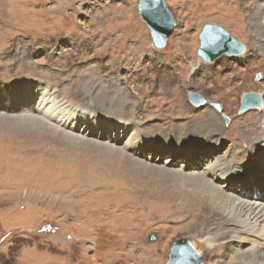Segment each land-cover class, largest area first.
<instances>
[{"label": "rangeland", "instance_id": "obj_1", "mask_svg": "<svg viewBox=\"0 0 264 264\" xmlns=\"http://www.w3.org/2000/svg\"><path fill=\"white\" fill-rule=\"evenodd\" d=\"M137 2L0 0V85H7H4L6 88L0 86V91L12 89L11 85L18 82L43 79L58 99L68 100V104L71 101L74 106L87 110H96L93 107L96 104L98 112L92 113L111 117L100 109L105 104L106 109L117 110L121 93L125 97L122 100L127 103L123 106L131 115L127 116L136 121V127L143 128L142 133L146 129L145 134L155 137L160 135V128H164L161 127V113L165 112L163 118L171 114L166 109L169 103L173 106L174 121H164L165 127L183 134L178 127L180 120L174 116L181 110L172 103L175 90L166 91L172 94L170 102L165 92H155V87L160 85L159 78H165L171 71L173 75L179 74L171 81L177 79L183 83L184 92L182 86L177 87L175 83L178 98L183 95L181 102L193 109L192 114L202 110L205 117L213 112L218 120V113L225 131L239 117L244 116V122L243 118L238 122L245 125L246 113L262 109L263 106L238 111L243 92H258L263 103L259 89L264 90V58L259 60L261 53L253 42L254 29L250 22L259 11V19L263 21L264 0H165L175 25L162 48L153 45L148 28L138 15ZM33 19L38 21L33 22ZM207 22L221 25L242 42L244 54L235 58L222 54L210 62L202 60L196 54L198 33ZM35 33L51 37L49 45L41 40L35 43ZM111 33L114 35L109 36ZM116 35L123 39L121 49ZM135 48L142 49L138 60L126 65V56L120 55L125 49L129 54L135 53L132 52ZM112 49L117 51L112 53ZM77 70L76 75L88 71L75 86L72 82L77 79L71 74ZM171 81L163 83L164 87L171 86ZM115 86L119 91L111 96L110 103L105 102L107 89L110 91ZM188 92L201 94L205 102L191 103ZM123 106L120 108L125 111ZM263 110L256 113L255 118L262 129ZM14 113L0 107V264H166L171 245L180 238L192 243L202 264H231L233 257L239 264L250 262L245 244L237 246L235 241H228L227 235H217L221 230L212 222H206L202 228L197 225L199 216L205 211L195 205L191 196L192 191H199L195 175L205 172L201 170L208 161L219 156L221 160L233 157L235 148L222 139L223 130L208 140L204 136L191 135L193 129L186 132L192 137L190 141L212 147L214 139H222L220 149H211L209 154L197 150L201 152L197 154V159H201L198 167L183 155L174 157L172 165L164 164L170 153L152 157L149 149L135 158L121 149L123 141L114 145L105 142L106 138L102 139L104 141L87 139L112 146L110 150L74 147L54 136L38 141L32 139L40 154L27 155L22 147L9 143L11 136L6 129L11 124L3 117ZM202 115L197 116L193 127L201 123L202 119H198ZM115 117L124 115L116 114ZM218 124L221 128L219 120ZM42 125L46 128L48 122ZM18 128L22 133L37 134L23 121ZM172 137L176 136L165 132L164 139L175 141ZM238 146L253 151L257 147L245 139ZM180 165L184 166L180 168ZM164 170L176 173L175 178L161 175L160 171ZM257 176L255 171L245 190L254 189ZM140 227L143 233L138 231L137 235L143 241L137 242L131 234ZM144 228L148 232H144ZM206 236L211 239L210 244H220L222 240L226 246L217 251L218 245L216 255L212 256L208 251L212 248L202 241Z\"/></svg>", "mask_w": 264, "mask_h": 264}, {"label": "bare ground", "instance_id": "obj_2", "mask_svg": "<svg viewBox=\"0 0 264 264\" xmlns=\"http://www.w3.org/2000/svg\"><path fill=\"white\" fill-rule=\"evenodd\" d=\"M259 18L260 11L251 19L250 27L254 29V32H252L253 42L255 43V46L260 49L261 59L259 60L263 61L264 19L263 21H260ZM34 21L38 20L33 19V22ZM122 33L124 32H121L120 34ZM112 35L114 34L111 33V35L109 36ZM34 36L36 37V39H34L35 43L39 42L38 40H41L45 45H49L52 40V38H49L48 36L40 37L37 33H35ZM118 36L119 35H116V39L120 43L118 45V48L121 49L124 46L123 39L120 40ZM107 43H110V41H108ZM114 51L117 50L112 49V53ZM141 51V48H135L132 51L135 53L129 54L125 49L123 55H120V57L126 56L127 60L125 63L126 65H130V62L138 60ZM185 66L187 71L188 65L186 61ZM172 68L177 71V68ZM36 70L37 69H35V71ZM114 70L116 69H113V71ZM181 70L185 72L184 69ZM87 71H83L78 75H76V73H78V70L76 72L73 71V74H71V76L75 75L77 80L72 82V84L76 86V82L80 80V77L86 76ZM103 71L104 70H102L101 73H103ZM38 73L40 74V72ZM25 74H27L26 71ZM175 74L173 75L171 71L165 78H159L160 85L155 87V92L166 93V91L175 90L172 103L176 107H179L181 110H179L178 114L174 116L179 118L180 121L178 122V127L180 129L179 131H182L183 134L179 133L178 131V133H176V131H174L171 127H169V129H166L165 127L164 121H168L169 123H172L174 121L172 113L173 106L170 103L166 109H169L171 114L168 117L163 118L165 112L161 113V127L164 128H160V135L158 137H155L145 134V131L148 130L145 129L142 133L143 128L136 127V121L130 118V112L127 111L124 107L127 103L126 100H122L124 95H122L121 93L119 94L121 96L119 98V103L121 102V104H119L117 110H114L113 108L106 109L105 104H103L102 106L104 107H101L102 109H100L104 111V113L106 112L111 114L112 117L95 115L92 112H98V107H96V104L93 105L96 110H87L83 107H76L73 105L75 103L72 104L71 101L70 104H68V100L64 101L63 99H58L57 96L54 95V91H51L48 86H45L47 81L43 79H33L28 82L15 83L14 85H11V87L13 88H10L8 91L4 89L0 91V107L5 112L10 111L16 113H14L13 115L7 114L8 116H6L5 114V117H3L6 120L8 119L9 123L11 124H9L10 126L6 129L8 130V133L10 132L9 135L11 136L10 140L12 142L9 143L18 147H22L21 149L26 150L27 155H37L40 154V150L33 144V141H38L47 136L58 137L61 141L71 143L74 147H106L110 150L112 146H107L104 143H99L95 140L87 139L92 138L104 141L102 139L106 138L107 140L105 142L114 145L123 141L124 145L121 149L130 153L132 157L142 155L148 149L150 150V155L152 157H156L154 156L155 154H157L158 156V154L169 152L170 158L166 159L164 164L169 163L170 165H172V163L174 162V157L176 158V156L178 157L183 155L184 157H189L191 163L193 162L194 166L198 167L199 161L201 159H197V154H201V152L197 150L204 151L207 154L209 151H211V149H220V145L223 144L222 139L227 140L228 145L235 148L232 159L221 160L219 158L221 156L215 159L213 158L214 161H208L209 163H206L207 165L202 168L201 171H205L204 173L195 175V178L198 180L199 191H192L191 196H193V201L194 203H196L195 205H198V207L202 208V210L205 211L199 216L197 225H200L202 228V226L206 224V222H212L221 230L217 235H227L229 237L228 241H235L237 246L245 244V251L250 257V262L248 264H264V128H260L255 121L258 112L264 109V90L259 89V91L262 93V105L260 107H254L261 108L263 106L262 109L246 113L245 117L248 119V121L245 125L243 124L244 116L239 117L234 125L229 130L225 131L222 121L220 120V115L216 111L215 112L218 115V120L222 125L221 128L219 127L216 114L213 116V112L212 114H210V116L207 115L205 117H203L202 115V110L201 112L198 111L197 114H192L193 109H190L188 106L181 102L183 95L180 94V97L178 98V88L175 89V83L177 87L182 86V91L184 92L182 85L183 83L179 82L177 79H175V81H171L172 77H175ZM176 75L179 76V74ZM25 77L29 76H24V78ZM170 81L172 82V85L164 87L163 83H169ZM4 85L5 83H2L0 86L2 88L5 86L7 87V85ZM118 91L119 90L116 86L110 89V91H108L107 89L105 94L107 99H104V101H109L110 103L111 96L114 97ZM227 91L229 92V94H231L229 90ZM167 95L170 96V102L172 94ZM175 98H177V102H174ZM121 105H124L123 107L126 113L125 111H122V108H120ZM184 110L190 112V114H186ZM116 114H123L124 117H115ZM199 114H201L203 117L198 119H202L201 123H196L197 127H193L194 120H197V116ZM241 118H243L242 123L241 121L238 122V120ZM20 121H23L25 125L30 126V128L34 129L36 133L40 135V137H38L37 134L22 133L20 131L21 129H19L21 126L18 128ZM44 121L48 122L46 128H44L42 125ZM56 126L59 129L64 130V132H58ZM155 128L157 130L158 126H155ZM137 129L138 132L136 131ZM192 129L193 131L191 135L204 136V138L207 140L210 139L212 135L216 133L219 134L220 129L224 131V135L222 139H219V137L214 139L216 140L215 146L212 147L211 145L195 143V140L190 141L192 137L189 138L186 135V132ZM140 131L141 133L139 134V137L136 134H138ZM166 131H170L176 136L175 138L172 137L175 139V141H173L172 139H164ZM72 133L77 135H74ZM178 135L184 136L178 139ZM184 137H186L187 139H184ZM32 139L34 140L32 141ZM242 139H245L251 144L256 145V149H254V151L252 148L239 149L238 143L242 141ZM27 141L31 142L28 143ZM30 145H33V148H31ZM201 148L208 149V151L202 150ZM241 162L243 163L241 164ZM183 166L184 165H180V168H182ZM255 171L258 172L259 177L257 176L258 178L254 180V189L248 192L244 189V187L246 185L250 186V183L247 182L254 178ZM160 173L161 175L169 178H175L176 176V173H171L170 171L166 170L160 171ZM257 190L259 191L258 194L254 196L253 193H257ZM237 193H240L241 196ZM169 224H171V222H169ZM167 229L170 230L169 227H166V230ZM169 230L167 232H169ZM138 231L143 233V229H141L140 227L139 230H135L134 233L131 234L132 238L137 242H139L138 240H142L139 239L137 235ZM144 232H148V230L144 228ZM202 239V241L206 243L208 247L212 248V250L208 248V251L212 256L216 255L217 252L215 251V249L218 245L219 246L217 251L223 249L224 246H226V242L222 241L221 239L220 244H217L216 242V244L213 245L212 243L210 244L211 239L209 237L206 236ZM157 257L158 260H161L162 258L161 255H158V253ZM232 260L235 262L233 263ZM232 260L229 263L239 264L238 261L235 260V257H233Z\"/></svg>", "mask_w": 264, "mask_h": 264}, {"label": "water", "instance_id": "obj_3", "mask_svg": "<svg viewBox=\"0 0 264 264\" xmlns=\"http://www.w3.org/2000/svg\"><path fill=\"white\" fill-rule=\"evenodd\" d=\"M137 11L148 28L153 45L157 48L164 47L175 25L174 17L165 0H138ZM198 42L196 54L206 62L213 61L222 54L238 57L245 52L244 44L216 23L207 22L202 25L198 33ZM257 77H259L258 74ZM188 99L195 105L205 102L202 95L196 92H188ZM213 105L217 109L220 108L217 103ZM261 105L262 101L258 92H243L238 111L243 112L248 108ZM225 119L227 120L226 116ZM261 123L264 125V119ZM170 249L166 264H202L199 252L187 239L175 240Z\"/></svg>", "mask_w": 264, "mask_h": 264}]
</instances>
